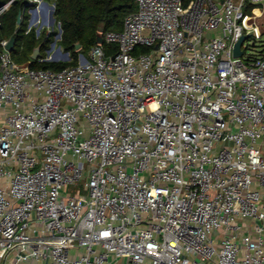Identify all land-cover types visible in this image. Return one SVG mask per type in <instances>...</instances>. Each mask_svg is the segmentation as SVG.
I'll return each mask as SVG.
<instances>
[{"label": "built area", "instance_id": "obj_1", "mask_svg": "<svg viewBox=\"0 0 264 264\" xmlns=\"http://www.w3.org/2000/svg\"><path fill=\"white\" fill-rule=\"evenodd\" d=\"M127 1L76 66L0 39V264H264V0Z\"/></svg>", "mask_w": 264, "mask_h": 264}, {"label": "trees", "instance_id": "obj_2", "mask_svg": "<svg viewBox=\"0 0 264 264\" xmlns=\"http://www.w3.org/2000/svg\"><path fill=\"white\" fill-rule=\"evenodd\" d=\"M55 5V17L62 24V40L59 45L65 52H70L73 61L70 63H40L33 60L35 50L39 49V57H45L51 39L45 33L37 37L35 31L26 34L28 27V0H0V9L10 4L9 9L0 18V39L15 38V49L12 56L18 64H29L33 69L62 70L78 64L80 54L88 55L97 44L100 33L120 32L124 28L126 17L137 10V5L127 0H45ZM192 0H185L187 5ZM25 12V13H24ZM24 20L18 24V17ZM80 45V49L76 45ZM107 55H115L116 44H104ZM146 52L148 49L140 48Z\"/></svg>", "mask_w": 264, "mask_h": 264}, {"label": "water", "instance_id": "obj_3", "mask_svg": "<svg viewBox=\"0 0 264 264\" xmlns=\"http://www.w3.org/2000/svg\"><path fill=\"white\" fill-rule=\"evenodd\" d=\"M20 22H21V16L18 17V24H20ZM54 23H55V18H54V16H53V17H52V21H51V25H54ZM246 39H247V37L244 36V37H242V38L238 41V43L236 44V46H235V56H241V55H242L241 45L243 44V42H244ZM98 42H99V43H103V39H102L101 37H99V38H98ZM15 43H16L15 38H11V39L9 40V43H8V45H7V49H8L10 52H12V51L15 49ZM76 48L79 50V49H80V45L77 44V45H76ZM39 55H40V53H39V49L35 50V52H34V54H33V56H32L33 60H37L38 57H39Z\"/></svg>", "mask_w": 264, "mask_h": 264}, {"label": "rangeland", "instance_id": "obj_4", "mask_svg": "<svg viewBox=\"0 0 264 264\" xmlns=\"http://www.w3.org/2000/svg\"><path fill=\"white\" fill-rule=\"evenodd\" d=\"M23 16H24V13H23ZM260 23H261V24H264V18L260 20ZM55 30H56V32L58 33L57 28H56ZM263 41H264V28H263V39H262V41H260V40L257 41V43H256V46H258L257 48H261V47H262V42H263ZM251 45H252V43H251ZM12 52H13V51H12ZM12 52H11V53H12ZM12 57H13V56H12ZM13 59H14V58H13ZM14 60H15V59H14ZM70 190H71L72 193H75V192L78 191V189H77V188H74V187H72ZM81 191H82V196L85 198V197L87 196V193L83 190V188H81Z\"/></svg>", "mask_w": 264, "mask_h": 264}]
</instances>
